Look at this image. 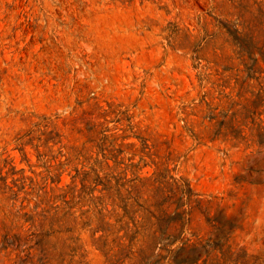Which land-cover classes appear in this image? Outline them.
Wrapping results in <instances>:
<instances>
[{
  "label": "rangeland",
  "instance_id": "374dc122",
  "mask_svg": "<svg viewBox=\"0 0 264 264\" xmlns=\"http://www.w3.org/2000/svg\"><path fill=\"white\" fill-rule=\"evenodd\" d=\"M175 182V254L93 241L89 189L109 215ZM61 194L71 231L34 210ZM0 264H264V0H0Z\"/></svg>",
  "mask_w": 264,
  "mask_h": 264
},
{
  "label": "trees",
  "instance_id": "16d2710c",
  "mask_svg": "<svg viewBox=\"0 0 264 264\" xmlns=\"http://www.w3.org/2000/svg\"><path fill=\"white\" fill-rule=\"evenodd\" d=\"M171 184L169 187L170 195L152 204L145 205V203H140L138 198H134L133 201L128 197L118 198V205L121 207L123 213L119 214L115 212V207H113L109 215L104 212L105 205L107 204L105 195L93 197L91 196L93 189H89L85 194L90 195L89 201L93 203V216L96 218V225L91 229L93 241L99 243L102 249L110 246L106 251L107 254L113 247H117V251L111 254L110 258H165L167 255L175 254L177 249L170 250L169 247L181 237L186 215L184 206L190 194L187 187L184 188L181 184L175 182V188H173ZM102 185L103 188L100 191L106 190L108 192L110 190L111 186H108L107 183H102ZM106 196L110 199L109 195ZM64 197L65 194L48 198L43 197L36 200L34 206V210H36L40 204L44 203L46 205V207L41 208L40 212L36 211L35 213L48 221L49 227L53 231H71V228L64 227L69 218L76 223V218L72 219L71 217V201L66 200ZM55 199H60L64 207H67V210L60 213L58 211L60 206L55 204ZM112 203H115V198H112ZM165 203L171 207L170 211L162 208V205ZM150 206H157L159 210H150ZM88 211L89 209L83 211L82 215ZM112 215L115 217L114 223L109 221V217ZM136 215L141 217V221L136 219ZM28 217L31 219L33 216ZM86 217L87 219L81 222V228L91 224V217L87 215ZM138 222L140 223L138 224ZM55 225L58 226V229L54 228ZM146 229L148 230L146 231ZM145 231L148 233L146 234L144 247L134 250L133 245L138 241V234L143 233L142 235H145ZM97 232L101 234L95 237ZM111 235L113 237L109 239ZM208 247L213 248V245L209 242H205L200 246L193 245L191 249L196 250L197 254L182 258H201L203 253L208 251ZM161 251H165L166 255H163Z\"/></svg>",
  "mask_w": 264,
  "mask_h": 264
}]
</instances>
